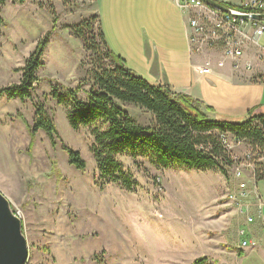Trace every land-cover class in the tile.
I'll return each instance as SVG.
<instances>
[{"label": "rangeland", "instance_id": "obj_1", "mask_svg": "<svg viewBox=\"0 0 264 264\" xmlns=\"http://www.w3.org/2000/svg\"><path fill=\"white\" fill-rule=\"evenodd\" d=\"M73 1L64 5L61 0L24 4L8 0L3 7L0 88L19 83L25 60L53 30L33 100L0 99V192L23 215L27 264H193L198 258H206L205 264H264V239L240 248L241 229L252 236L250 228L261 226L264 232V226L259 219L245 225V218L228 204L230 178L224 176L221 183L217 173L161 168L139 152L136 160L129 154L118 157L139 184L133 191L119 184L102 185L89 129L75 132L65 108L51 98L46 105L60 136L57 146L52 147L43 131L31 139L22 118L33 124L35 103L50 92V81L77 87L86 77L82 42L65 26L95 16L98 4ZM127 109L142 125L153 122L149 112L135 106ZM61 140L81 152L85 171L70 164ZM257 185L264 218V178ZM238 250L250 254L239 257Z\"/></svg>", "mask_w": 264, "mask_h": 264}, {"label": "trees", "instance_id": "obj_2", "mask_svg": "<svg viewBox=\"0 0 264 264\" xmlns=\"http://www.w3.org/2000/svg\"><path fill=\"white\" fill-rule=\"evenodd\" d=\"M8 0H0V31L5 25L3 7ZM24 4L26 0H10ZM51 2V0H47ZM72 5L73 0H61ZM95 2H97L95 0ZM237 10L243 6L221 3ZM53 14L55 10L51 8ZM57 21L54 16V22ZM82 42L88 68L77 87L51 83L48 94L35 103L33 124L26 123L31 139L39 131L49 138L52 147L60 139L54 117L46 102L55 100L66 110L71 128L78 132L88 128L92 138L91 152L97 164L102 185L119 184L126 191H133L139 184L124 170L118 157L129 154L136 160L137 154H147L161 168L205 171L218 169L226 178L233 165L231 156L223 144L222 135L231 134L244 140L252 150L264 155V113H253L243 122L214 119L208 115L212 108L191 96L176 93L168 84H153L127 66L125 59L108 45L99 12L78 23L65 26ZM53 30L39 40L35 49L25 60L19 83L0 88V99L8 97L21 101L33 100L42 58ZM89 85V89H85ZM85 94V98L80 96ZM135 106L149 112L153 117L150 125H142L127 109ZM69 162L80 171L87 163L78 150L63 144ZM264 163L258 164V170ZM263 176L258 177L259 180ZM239 257L244 252L237 251ZM206 258H198L193 264H205Z\"/></svg>", "mask_w": 264, "mask_h": 264}, {"label": "crops", "instance_id": "obj_3", "mask_svg": "<svg viewBox=\"0 0 264 264\" xmlns=\"http://www.w3.org/2000/svg\"><path fill=\"white\" fill-rule=\"evenodd\" d=\"M216 1L236 7L244 2ZM97 4L109 47L138 75L153 84H168L174 92L202 101L212 108L208 115L214 119L235 122L252 111L264 113V35L258 46L253 41L247 44L245 59L253 63L252 69L243 64L235 70L230 61L223 67L217 65L220 53L216 50L204 54L190 51L188 19L174 0H97ZM246 29L256 39L254 29L250 26ZM209 57L212 72L202 73L200 67ZM198 172L217 173L218 181L225 182L224 175L214 169ZM260 221L264 226V220ZM252 229L248 230L252 236L245 231V237L240 238L262 241L261 226Z\"/></svg>", "mask_w": 264, "mask_h": 264}, {"label": "built area", "instance_id": "obj_4", "mask_svg": "<svg viewBox=\"0 0 264 264\" xmlns=\"http://www.w3.org/2000/svg\"><path fill=\"white\" fill-rule=\"evenodd\" d=\"M188 19V42L190 51L194 54H204L209 50L220 53L217 65L223 67L230 61L235 70L252 69L253 63L245 59L247 44L253 41L258 46V40L264 35V21L252 19L253 14L264 13V0H244L241 6L245 10L231 9L222 12L203 0H174ZM254 29L256 39L249 35L247 27ZM207 59L200 67L202 73L212 72V60ZM261 80V78H258ZM223 144L231 156L233 165L227 182L226 199L235 208L238 216L245 218L247 224L262 217L263 201L258 189L260 176L264 177L263 169L258 170V164L264 163V155L252 150L242 139H237L229 133L222 135ZM240 150V151H239ZM262 177V178H263ZM232 179V180H231ZM15 214L22 220L19 209L13 208ZM244 229L240 236L245 235ZM256 246L255 241L242 240L240 248Z\"/></svg>", "mask_w": 264, "mask_h": 264}, {"label": "water", "instance_id": "obj_5", "mask_svg": "<svg viewBox=\"0 0 264 264\" xmlns=\"http://www.w3.org/2000/svg\"><path fill=\"white\" fill-rule=\"evenodd\" d=\"M222 11L231 9L216 0H203ZM252 19L264 21L263 14H253ZM29 250L23 232V221L15 214L11 202L0 192V264H27Z\"/></svg>", "mask_w": 264, "mask_h": 264}]
</instances>
